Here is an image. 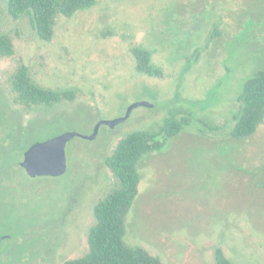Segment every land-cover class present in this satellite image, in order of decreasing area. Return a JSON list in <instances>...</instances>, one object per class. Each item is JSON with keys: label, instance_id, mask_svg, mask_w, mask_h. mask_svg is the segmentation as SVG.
Masks as SVG:
<instances>
[{"label": "rangeland", "instance_id": "1", "mask_svg": "<svg viewBox=\"0 0 264 264\" xmlns=\"http://www.w3.org/2000/svg\"><path fill=\"white\" fill-rule=\"evenodd\" d=\"M0 33L15 50L0 54V137L11 128L19 134L9 139L2 175L10 207L0 214V235L13 238L1 241L0 264L85 255L95 205L118 186L106 157L129 134L157 131L172 115L190 124L139 161L125 242L165 264H215L218 246L233 264H264V121L250 137L231 135L246 82L264 70V0H98L59 17L52 41L0 0ZM136 46L152 52L161 76L137 69ZM22 64L36 83L75 89L76 99L25 106L13 82ZM138 101L153 107H136L115 129L101 126L93 140L71 139L64 175L34 178L21 167L35 142L69 131L91 135Z\"/></svg>", "mask_w": 264, "mask_h": 264}, {"label": "trees", "instance_id": "2", "mask_svg": "<svg viewBox=\"0 0 264 264\" xmlns=\"http://www.w3.org/2000/svg\"><path fill=\"white\" fill-rule=\"evenodd\" d=\"M97 2L8 0V12L15 20L29 17L39 38L52 41L59 17L72 18L78 12L92 8ZM14 51L12 37L8 33H0V54L12 56ZM132 52L141 73L162 75L161 69L152 64L150 50L136 46ZM13 82L19 101L27 107L53 106L62 101H74L78 94L75 89L55 90L36 83L25 64L19 66ZM239 102L241 106L234 115L235 124L231 131V135L237 139L252 136L264 121V70L246 82ZM189 124L190 121L185 117L178 119L172 115L157 131H137L119 142L113 153L105 159V164L118 179V186L95 205V223L88 235L89 250L85 255L68 259L63 264H165L160 257L144 248L133 247L125 242L124 220L139 194L141 175L138 163L143 155L162 149L166 139L177 135ZM12 131L14 129L11 128L7 133L6 141L0 139V175L4 174L9 165V139L19 135ZM214 260L215 264H233L221 246L215 248Z\"/></svg>", "mask_w": 264, "mask_h": 264}, {"label": "water", "instance_id": "3", "mask_svg": "<svg viewBox=\"0 0 264 264\" xmlns=\"http://www.w3.org/2000/svg\"><path fill=\"white\" fill-rule=\"evenodd\" d=\"M139 106L153 107V104L149 101L135 102L129 107L126 115L113 120H101L96 125L91 135L69 131L46 141L35 142L24 153L21 166L25 168L28 175L34 178L41 176L59 177L64 175L68 170L66 148L71 139L82 137L93 140L98 136L101 126L107 125L111 128H115L117 125L127 120L133 109Z\"/></svg>", "mask_w": 264, "mask_h": 264}, {"label": "flooded vegetation", "instance_id": "4", "mask_svg": "<svg viewBox=\"0 0 264 264\" xmlns=\"http://www.w3.org/2000/svg\"><path fill=\"white\" fill-rule=\"evenodd\" d=\"M1 123H3V122H1ZM115 129V128H114ZM4 133V132H3ZM6 135H7V132L5 131V134L4 135H2L1 137H0V139L2 140V141H6L5 140V138H6ZM31 147V146H30ZM29 147V148H30ZM28 148V149H29ZM27 149V150H28ZM27 150H25V152L27 151ZM23 159H24V154H23ZM22 159V160H23ZM22 160L20 161V165H21V162H22ZM22 167V166H21ZM23 168V167H22ZM24 170H25V168H23ZM26 171V170H25ZM8 179H6V178H3V176L2 175H0V214L1 213H4L5 211H8V209H7V207H8V204H9V207H10V203H8L9 202V193H8ZM72 210V208L71 209H69V211H68V213H66V215H65V217L63 218V221H65L69 216H70V214L71 213H69L70 211ZM53 227L54 228H56V229H58L59 231H61V230H63L64 228H65V225L63 224V222H58V223H55L54 225H53ZM9 234H11V233H9ZM4 235V233L0 236V243H1V241L3 240V239H5V238H13V235L11 234V235H5V236H3Z\"/></svg>", "mask_w": 264, "mask_h": 264}]
</instances>
